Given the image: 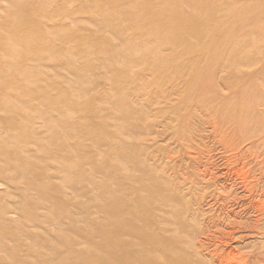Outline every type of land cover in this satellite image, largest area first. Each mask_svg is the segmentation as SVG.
<instances>
[{"label":"rangeland","instance_id":"374dc122","mask_svg":"<svg viewBox=\"0 0 264 264\" xmlns=\"http://www.w3.org/2000/svg\"><path fill=\"white\" fill-rule=\"evenodd\" d=\"M13 18L23 27L1 33L20 45L0 47V264H110L109 203L168 189L190 238L161 252L264 264V0H0V29ZM185 19L215 37L159 31Z\"/></svg>","mask_w":264,"mask_h":264},{"label":"bare ground","instance_id":"6f19581e","mask_svg":"<svg viewBox=\"0 0 264 264\" xmlns=\"http://www.w3.org/2000/svg\"><path fill=\"white\" fill-rule=\"evenodd\" d=\"M149 1V0H148ZM135 4H137L136 2H134ZM51 4V2H50ZM49 4V5H50ZM105 3L101 4V7L104 5ZM24 6V5H23ZM22 6V7H23ZM43 6V5H42ZM73 6V5H72ZM21 7V8H22ZM25 7V6H24ZM20 8V9H21ZM51 8V7H50ZM172 8V7H171ZM26 9V7H25ZM171 10V9H170ZM173 10V9H172ZM24 12V9H22L20 11V14L18 16H21L22 13ZM182 16V15H181ZM134 17V16H133ZM136 17V16H135ZM16 18V17H15ZM13 18L14 20L12 21L14 23V21H16V19ZM150 18L152 19V16L150 15ZM135 19V18H134ZM133 19V20H134ZM26 20V19H25ZM31 20V19H29ZM132 20V19H129ZM158 20V19H157ZM52 22V21H51ZM202 22V21H200ZM206 22V21H205ZM208 22V21H207ZM31 27L33 29H39L40 27H42L43 25L38 23V22H30ZM112 23V22H110ZM128 23V22H127ZM157 23V22H156ZM174 23V22H173ZM15 24V23H14ZM44 24V23H43ZM113 25L115 23H112ZM132 27H140L142 25L141 19H137L136 21L130 22ZM202 24V23H201ZM161 25V26H160ZM205 25V24H204ZM9 26V25H6ZM5 28H1L0 29V47L2 46H9L13 43L14 45L19 44V42L17 41L16 37L13 38H8L7 36L3 35V33H1L2 31L7 32L9 31H13V32H17L19 28L23 27V25L19 26L18 22L15 25H11L9 27ZM50 26V25H49ZM159 31H164L165 28H168L170 30V32H178L182 29H187V28H192L190 29L191 32H193V36H202V35H207L208 34V39L212 40L213 36V32L211 31V33L209 32V29L206 30L203 28H199L198 26H194L191 21L189 22V20L185 19L183 21V23L181 22L178 26L176 25H171V24H166V22H161L159 24ZM203 26V25H202ZM200 26V27H202ZM25 28V27H24ZM23 28V29H24ZM26 29V28H25ZM131 29V28H130ZM25 31V30H24ZM22 32V31H21ZM262 33V32H261ZM23 34V33H22ZM21 34V35H22ZM233 34V33H232ZM263 34V33H262ZM27 35V34H26ZM229 34H227L228 37ZM231 36V33H230ZM177 37V36H176ZM224 37V36H223ZM253 37V36H252ZM261 37V36H260ZM217 38V37H216ZM226 38V37H225ZM247 38V36H246ZM26 36H21L20 40H25ZM228 39V38H226ZM251 39V38H250ZM214 40V39H213ZM219 42H222L224 39H218ZM253 40V38L251 39ZM226 41V40H224ZM255 40H253L254 42ZM18 42V43H16ZM252 42V41H251ZM259 42V41H258ZM264 42V41H263ZM262 42V43H263ZM227 44V43H226ZM253 44V43H251ZM259 44V43H258ZM20 45V44H19ZM224 45V43H223ZM264 46V44H262ZM255 46V44L253 45ZM12 48V47H11ZM187 50V49H186ZM169 51V50H167ZM185 51V49H184ZM230 56V55H229ZM235 56V55H233ZM241 59V58H239ZM205 60V57H204ZM247 60V59H246ZM255 60V59H254ZM225 62V61H224ZM256 62V61H255ZM203 63V62H202ZM2 66V63L0 62V68ZM222 66V65H221ZM223 67V66H222ZM247 67V66H246ZM249 67V66H248ZM169 81V80H168ZM206 81V80H205ZM258 81V80H257ZM152 85V84H151ZM174 87V86H172ZM253 96V95H252ZM251 102V101H250ZM159 104V103H156ZM196 104V103H195ZM160 105V104H159ZM209 106V105H208ZM204 107V106H203ZM217 107V106H216ZM215 107V108H216ZM246 113V111H245ZM171 117L173 118V116L171 115ZM174 119V118H173ZM251 119V118H250ZM244 120V119H243ZM257 120V119H256ZM169 130V129H168ZM261 131V130H260ZM251 133V132H250ZM254 133V132H253ZM260 133V132H259ZM247 140V139H246ZM260 147V146H258ZM260 150V148H259ZM242 154V153H241ZM253 154V151H252ZM262 154V153H261ZM246 156V154H245ZM239 157V156H238ZM242 157V156H241ZM245 160V159H244ZM247 160V159H246ZM229 161V160H228ZM254 161V160H253ZM242 162V161H241ZM261 163V162H260ZM247 164V163H246ZM10 163H6V167H9ZM243 165V164H242ZM258 165V164H257ZM255 166V165H254ZM6 167L0 168V173H2ZM254 168V167H253ZM239 169V168H238ZM242 169V167H241ZM245 170V169H244ZM251 170V169H250ZM239 172V170H238ZM180 173V172H179ZM241 173V172H240ZM127 174V173H126ZM129 174V173H128ZM181 174V173H180ZM237 174V173H236ZM245 174V173H244ZM259 174V173H258ZM111 175V174H109ZM117 175V174H116ZM242 175V174H241ZM247 175V173H246ZM261 175V174H260ZM121 176V175H119ZM243 176V175H242ZM248 176V175H247ZM250 176V175H249ZM113 177V176H112ZM131 177V176H130ZM151 177V176H150ZM182 177V175H181ZM230 177V176H229ZM238 177V176H237ZM255 177V176H254ZM257 177V176H256ZM125 178V177H123ZM122 178V179H123ZM129 178V177H127ZM153 178V177H152ZM154 179V178H153ZM157 180V178H155ZM154 179V180H155ZM127 180V179H126ZM143 180V179H142ZM141 181V183L137 180L138 185L137 189L140 190V188L142 190H144L145 192H151V190H154L155 192H157V194L159 193V188L161 190V187H158V185H152L149 186L147 185V183H143ZM147 181L150 180V184H152V179H146ZM145 180V181H146ZM189 180V179H188ZM240 180V179H239ZM144 181V180H143ZM176 181V180H175ZM174 181V182H175ZM241 181V180H240ZM111 182V180L109 181ZM114 182V181H112ZM131 182V180H130ZM134 184L136 183L135 180H133ZM181 182V181H180ZM179 182H177L178 185ZM182 183V182H181ZM190 183V182H189ZM248 183V182H247ZM111 184V183H110ZM114 184V183H113ZM134 184H131L130 189L135 190L136 186ZM137 184V183H136ZM175 184V183H174ZM173 184V185H174ZM226 184V183H224ZM245 184V183H244ZM252 184V183H251ZM107 185V184H106ZM112 185V184H111ZM123 186L125 184H122ZM223 185V184H222ZM110 186V185H109ZM127 186V185H126ZM168 186V185H167ZM179 186V185H178ZM180 186H182L180 184ZM140 187V188H139ZM164 187V186H163ZM162 187V188H163ZM170 188V186H168ZM41 188V187H40ZM150 188V189H149ZM183 188V186H182ZM181 188V190H182ZM225 188V187H223ZM246 186H245V190H246ZM249 188V187H248ZM247 188V189H248ZM123 189V188H122ZM127 187H124V196L125 197V193L128 190ZM167 190V188H165ZM171 189V188H170ZM174 189V188H173ZM179 189V187H178ZM184 189V188H183ZM261 189V188H260ZM131 190V191H133ZM137 190V191H138ZM175 190V189H174ZM174 190H170L168 189L167 193L164 192V190L162 192H164L160 197L159 195H157L156 197H151V198H147L145 196H140V195H136L137 198H134L132 200H130L131 202H129V206L132 205L134 203V206L132 208H124L123 206V199L122 196H119V198L121 197V201L119 202V204H113L112 202L109 203V213L107 215V226L105 227V229L107 228V233L105 235H107V240L110 243V252H109V263L110 264H187L186 260H189V257L186 256L185 257H178L177 255V251H173L172 253L169 252V247L170 245H173L174 243H178V244H183V240H184V244L186 242V240L184 239L186 237V239H189V236H185L186 233L188 232V228H187V232L185 231L186 229V222L185 220L187 219L186 213H187V206H184V204L180 203L179 201V196L176 192H174ZM180 190V192H181ZM198 190V189H197ZM131 191H129L131 194ZM243 191V190H242ZM247 191V190H246ZM123 191H121L122 193ZM143 192V191H142ZM190 192V191H189ZM250 192V191H249ZM263 192V191H262ZM126 193V194H127ZM183 193V191H182ZM233 193V192H232ZM127 194V196H128ZM139 194V193H137ZM181 194V193H180ZM261 195V194H260ZM263 195V194H262ZM128 196V197H129ZM182 197V195H180ZM190 196V195H189ZM126 197V198H128ZM228 197V196H227ZM233 197V196H232ZM184 198V197H183ZM195 198V197H193ZM264 198V197H263ZM182 199V198H181ZM190 199V198H189ZM129 200V198H128ZM125 201V199H124ZM195 201V200H193ZM254 201V200H253ZM201 202V200H200ZM262 202V201H261ZM229 203V202H228ZM259 203V201H258ZM242 204V203H241ZM250 204V203H249ZM116 205V206H115ZM200 205V204H198ZM251 205V204H250ZM253 205V204H252ZM251 205V207H252ZM258 205V204H257ZM264 205V204H263ZM195 206V205H194ZM259 206V205H258ZM243 207V206H242ZM261 207V206H260ZM200 208V207H198ZM240 208V207H239ZM193 209V208H191ZM250 209V208H249ZM255 208H253L254 210ZM257 209V208H256ZM258 210V209H257ZM255 210V211H257ZM241 211V210H240ZM161 212V213H160ZM162 212H164L165 214H167V216H160L159 214H163ZM195 212V210H194ZM254 212V211H253ZM260 212V211H259ZM262 212V211H261ZM260 212V213H261ZM200 213V212H199ZM198 213V214H199ZM197 214V213H196ZM197 214V216H199ZM263 214V213H262ZM164 215V214H163ZM202 215V214H201ZM157 216V218H156ZM257 216V215H256ZM190 217V216H189ZM201 217V216H200ZM193 217H190L188 220L192 219ZM261 218V217H260ZM259 218V219H260ZM201 219V218H200ZM258 219V218H255ZM196 221V220H194ZM217 221V220H216ZM215 221V222H216ZM257 221V220H256ZM197 222V221H196ZM219 222V221H218ZM198 223V222H197ZM258 223V222H257ZM190 224H191V220H190ZM218 224V223H217ZM220 224V222H219ZM239 224V223H238ZM199 225V224H198ZM231 225V223H230ZM254 225V224H253ZM188 226H190L188 224ZM193 226V225H192ZM197 226V224L195 225ZM209 227V226H208ZM207 227V228H208ZM232 227V226H231ZM251 227V226H250ZM192 228V227H191ZM201 228V226H200ZM199 228V229H200ZM230 228V226H229ZM233 228V227H232ZM247 228V227H246ZM252 228V227H251ZM193 229V228H192ZM254 229V227H253ZM190 231H192L191 229H189ZM204 229L201 228L200 231H202ZM208 230V229H207ZM252 230V229H250ZM206 231V230H205ZM170 232V235L168 234ZM204 232V231H203ZM190 232H188V235ZM194 233V232H193ZM201 233V232H200ZM205 233V232H204ZM207 233V232H206ZM233 233V232H232ZM253 233V232H252ZM251 234V233H250ZM189 237V238H188ZM194 237V235H193ZM136 238V242L132 243L130 242V239ZM252 239V238H251ZM192 240L190 239V242ZM189 242V241H188ZM196 242V241H195ZM201 242V241H200ZM198 243V242H197ZM191 244H193V246H195V243L192 241ZM167 245V247H165V249L167 248L168 251L167 252H161L160 250L163 248V246ZM198 245V244H197ZM196 245V246H197ZM201 245V244H200ZM188 246V244L186 245ZM199 247V246H198ZM131 248H136V251H132ZM211 248V247H210ZM209 248V249H210ZM128 249L130 251H128ZM166 249V250H167ZM199 249V248H198ZM201 249V246H200ZM200 251V250H199ZM220 251V250H219ZM218 251V252H219ZM205 252H207L205 250ZM204 252V253H205ZM212 252V251H210ZM196 253V252H195ZM198 253V251H197ZM200 253V252H199ZM198 253V254H199ZM216 253V252H215ZM221 253V252H220ZM227 253V252H226ZM211 254V253H210ZM228 254V253H227ZM231 255V252H230ZM197 256V254H196ZM226 256V254H225ZM224 256V257H225ZM220 257V256H219ZM223 257V255H222ZM230 257V256H228ZM227 257V258H228ZM256 257V256H255ZM246 258V257H245ZM252 259V258H251ZM256 259V258H255ZM264 259V258H263ZM203 260V259H202ZM201 260V261H202ZM227 260V259H226ZM226 260L224 262H226ZM258 260V259H256ZM195 261V259H194ZM207 262V260H205ZM216 261V260H215ZM264 262L263 260H259ZM223 262V263H224ZM252 262V261H251ZM258 262V261H257ZM191 263V262H190ZM194 263V262H193ZM203 263V261H202ZM205 263V262H204ZM218 263V262H217ZM229 262L225 263L228 264ZM254 264V262H252ZM261 263V262H260ZM206 264V263H205ZM219 264V263H218ZM222 264V263H221Z\"/></svg>","mask_w":264,"mask_h":264}]
</instances>
